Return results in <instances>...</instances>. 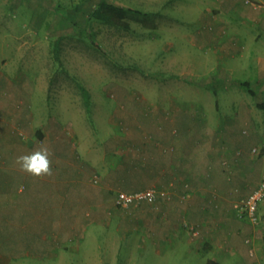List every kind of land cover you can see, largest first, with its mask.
Returning <instances> with one entry per match:
<instances>
[{"label": "rangeland", "instance_id": "obj_1", "mask_svg": "<svg viewBox=\"0 0 264 264\" xmlns=\"http://www.w3.org/2000/svg\"><path fill=\"white\" fill-rule=\"evenodd\" d=\"M101 1L0 0V69L8 66L13 82L0 94L4 106L16 110L8 128L16 143L27 144L30 152L44 147L48 133L57 130L58 136L47 152L50 174H40L42 182L20 196L12 184L11 203L23 197L28 203H22L24 210L18 204L10 209L9 226L0 232V264H207L189 250L186 240L166 252V236L172 232L195 236L184 224L174 229L166 224V203L129 208L106 203L101 216L95 206L102 195L94 190H108L115 200L119 190L113 181L120 164L129 173H119L118 179L121 175L134 185L145 182L166 166L167 156L200 154L197 140L216 124L228 126L239 114L240 97L224 92L226 81L216 79L223 67H218L213 51L195 39L200 27L194 23L196 14L210 10L200 0H107L141 11L127 14L116 27L92 17ZM254 1L264 9V3ZM251 33L240 30L242 37ZM22 81L35 85L33 95ZM80 86L89 92V104ZM24 109L30 110V117L21 125L17 111ZM166 135L179 145H166ZM10 142L15 144L13 138ZM135 157L133 165L128 162ZM56 175L63 178L62 212L54 205L48 209L54 203H47L54 199ZM19 186L25 191L24 181ZM80 187L92 191L83 194ZM29 191L38 195V203L26 199ZM74 211L90 224L81 241L72 239L68 249L57 251L61 240L55 222L64 221V230L71 231ZM87 214L91 216L85 218ZM74 227L78 235L79 223ZM260 232L257 237L264 241ZM257 241L252 249L256 259ZM225 245L221 249L226 252ZM236 260L246 262L240 256Z\"/></svg>", "mask_w": 264, "mask_h": 264}, {"label": "crops", "instance_id": "obj_2", "mask_svg": "<svg viewBox=\"0 0 264 264\" xmlns=\"http://www.w3.org/2000/svg\"><path fill=\"white\" fill-rule=\"evenodd\" d=\"M200 1L210 11L196 14L194 23H198L200 27L198 26L199 29L196 30L195 39L198 38L203 46L211 49L218 67H223L224 72L220 73L216 79L226 81L222 89L224 92H236L235 96L240 97L239 114L228 121V126L216 124L217 127L215 125L213 130L205 132V137L197 140L200 144V154L194 156L195 153L190 155L184 152L178 158L171 154L166 157H170L166 161V166L147 177L145 182L135 185L125 181L121 175L118 179V174L124 171L120 164L114 175L116 178L113 185L118 188L119 193L155 189L158 192L155 203H166V224L171 229H174L177 224H184L190 228L194 237L189 238V233L184 234L180 231L172 232L169 237L166 236L168 238L166 252L175 250L186 240L189 250L198 252L200 257L206 259L207 264H222L221 260L226 263L242 264L241 260L237 263L236 258L239 256L246 260L245 263L243 261L244 264H264V241L257 237L261 231L264 238V222L257 230L250 222L239 218L235 209V205L247 199L260 186L264 178V109L260 108V105L264 104V9L254 10L245 4V0ZM258 1L264 3V0ZM195 11L198 10L195 9ZM241 29L252 33L248 38L242 37ZM7 69L8 66L5 64L0 69V91H4L13 83ZM238 75H242V78L238 79L236 77ZM23 84L28 86L30 96L33 95L36 91L35 85L30 81ZM18 91L15 89L13 93L18 94ZM9 95L11 97L12 93ZM4 101L0 94V111L2 112L0 113V232L2 233L11 221L12 206L17 207L16 204H18L17 208L20 210L27 208L22 205V203H28V200L25 202V197L20 200V203H11L12 184L16 186L13 193L20 196L26 194L32 184L39 185L42 182L41 176H32L22 168L21 162L17 159L24 154L29 155L34 152L27 150L29 147L27 144L23 145L19 141L16 143L17 139L8 128V120L13 118L16 110H13V106H4ZM235 102L238 101L233 99L232 104L236 105ZM17 112H19V119H16V122L20 121L21 125H25V121L30 117V110L24 109ZM49 125L45 126L47 131L50 129ZM41 133L40 131V135ZM167 136L166 145L170 143L179 145L175 141L172 143L170 136ZM53 137L58 138L57 130L46 135L44 147L38 151L48 152ZM12 138L16 145L11 144ZM41 138H43L42 135ZM242 139H247L248 143ZM260 144H262L261 147ZM16 146H23V148L17 149ZM24 150L27 153L23 154ZM137 157L130 158L128 162L133 165L135 162L132 160L137 162ZM68 164L74 167L71 162ZM132 172H130L131 175ZM55 177H58L52 182L55 192L50 193L54 199L47 202L54 204H51L48 209L54 205L52 208L57 207V210L62 212L66 207V202L62 199L63 189L60 188L63 178L58 175ZM23 181L26 183L25 191L19 186ZM82 189L83 187H80L79 191L83 194H89L92 191L90 189L86 193ZM35 190L37 191L36 188L33 189ZM107 191L103 193L99 189L94 190L95 195L100 196V193L102 195V200L99 198V204L95 206L97 215L103 216L101 209L106 207V203H116L117 196L115 200H112V195ZM30 192L26 199L38 203V195L32 192L30 196ZM19 212L22 215L21 211ZM73 213L75 217L72 222L75 221L74 225L79 223L77 231L80 233L78 235L74 233L76 231L74 225L71 226V231H65L64 221H56L58 238L61 240V244H58L56 248L57 251L68 249V243L72 239L81 238L86 233L87 225L90 224L88 219L79 220L77 215L80 213L75 214V211ZM261 213L264 220V205L261 207ZM90 216L87 214L85 218ZM247 234L250 237L246 239ZM243 236L244 239H242ZM199 238L203 240L204 245L198 243ZM250 238L253 241L258 240L257 259L250 257L249 251L253 249V244L247 243ZM54 239L57 240L56 236ZM224 244L227 247L226 252L221 249Z\"/></svg>", "mask_w": 264, "mask_h": 264}, {"label": "built area", "instance_id": "obj_3", "mask_svg": "<svg viewBox=\"0 0 264 264\" xmlns=\"http://www.w3.org/2000/svg\"><path fill=\"white\" fill-rule=\"evenodd\" d=\"M245 4L254 10H262L263 6L254 0H245ZM158 198V192L150 189L142 192L118 194L116 203L122 208H129L136 203L148 202L155 203ZM264 205V178L260 186L247 198L235 205L237 216L250 222L254 227H259L264 222L261 213V207ZM248 244H253V240H248ZM255 252H250V257L255 258Z\"/></svg>", "mask_w": 264, "mask_h": 264}, {"label": "trees", "instance_id": "obj_4", "mask_svg": "<svg viewBox=\"0 0 264 264\" xmlns=\"http://www.w3.org/2000/svg\"><path fill=\"white\" fill-rule=\"evenodd\" d=\"M129 13L141 14V11L139 10L136 11L133 8L117 6L109 3L107 0H102L99 3L98 7L92 12V17L95 20L101 21L105 24L114 25L117 27L122 25V20ZM80 88L82 90L86 103L89 104L90 102L89 92L83 86H80ZM260 108L264 109V104L260 105Z\"/></svg>", "mask_w": 264, "mask_h": 264}, {"label": "clouds", "instance_id": "obj_5", "mask_svg": "<svg viewBox=\"0 0 264 264\" xmlns=\"http://www.w3.org/2000/svg\"><path fill=\"white\" fill-rule=\"evenodd\" d=\"M21 166L29 173L40 175L50 172V161L47 151H37L18 158Z\"/></svg>", "mask_w": 264, "mask_h": 264}]
</instances>
